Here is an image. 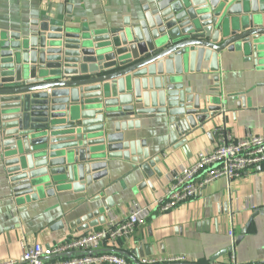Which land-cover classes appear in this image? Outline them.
<instances>
[{"label": "water", "instance_id": "water-1", "mask_svg": "<svg viewBox=\"0 0 264 264\" xmlns=\"http://www.w3.org/2000/svg\"><path fill=\"white\" fill-rule=\"evenodd\" d=\"M239 56L264 68V0H156L133 22L107 30L58 14L30 28L0 26V159L11 202L26 208L53 200L54 224L63 227V197L84 194L124 163L146 179L161 176L160 159L134 135L140 119L163 123L184 145L222 115L221 98L193 95L186 76L197 75L204 91L216 74L208 91L219 92L221 66ZM109 201L66 226L105 223L98 217Z\"/></svg>", "mask_w": 264, "mask_h": 264}, {"label": "crops", "instance_id": "crops-1", "mask_svg": "<svg viewBox=\"0 0 264 264\" xmlns=\"http://www.w3.org/2000/svg\"><path fill=\"white\" fill-rule=\"evenodd\" d=\"M155 4L156 0H70L67 3L0 0V26L11 31L30 28V24L45 16L58 14L92 29L107 30L121 27L124 20L133 22L147 7ZM67 7H70V14H66ZM220 69L219 92L208 91L213 85L211 77L216 74L206 77L204 91L195 85L197 75L186 76L189 82L186 86L191 88L193 95L220 97L222 115L218 113L197 128L186 137L184 145L163 123L150 122L153 118L140 119V129L134 135L146 140L149 154L160 159L155 167L161 176L153 174L146 179L140 169L132 170L131 164L124 163L121 169L112 171L109 177L84 194L69 192L63 197L60 206L68 213L63 227L54 224L60 211L54 209L53 200L26 208L11 202L0 159V263L17 261L25 246L36 243L53 248L70 236L91 231H79L78 225L69 229L66 225L97 207H104L107 199L112 207L98 217H104L105 223H98L93 230L105 227L110 216L117 221L125 219L132 203L153 204L164 195L182 167L193 165L200 152H211L220 144L223 133H228L232 140L248 134L263 136L264 68H256L252 61L244 62L239 56L237 61L222 65ZM213 133L216 134L213 136ZM101 188L103 192L97 194ZM97 195L99 200L90 202ZM248 198L252 199V205L247 203ZM80 200L85 204L81 205ZM253 215L242 239L236 243ZM92 220L97 218L94 216ZM100 250L116 253L132 264L141 257L159 255H185L197 264L225 262L231 255L239 262L263 261L264 164L249 168L238 178L212 182L193 199L169 212L153 214L137 226L130 237L104 244Z\"/></svg>", "mask_w": 264, "mask_h": 264}, {"label": "built area", "instance_id": "built-area-1", "mask_svg": "<svg viewBox=\"0 0 264 264\" xmlns=\"http://www.w3.org/2000/svg\"><path fill=\"white\" fill-rule=\"evenodd\" d=\"M59 1L67 3L70 0ZM263 164L264 135L248 134L241 139L232 140L228 133H223L220 144L211 152H200L193 165L182 167L180 173L172 178L164 195L153 204L142 206L132 203L128 215L121 221L110 216V221L105 227L92 229L80 236H70L64 243L53 248L36 243L25 246L17 261L0 264H132L116 253L101 251V247L130 237L136 227L153 214L175 209L196 197L212 182L221 178H238L249 168ZM247 203L252 205V199L248 198ZM133 264L197 263L185 255H159L141 257ZM210 264H264V260L239 262L231 255L225 262L214 261Z\"/></svg>", "mask_w": 264, "mask_h": 264}]
</instances>
